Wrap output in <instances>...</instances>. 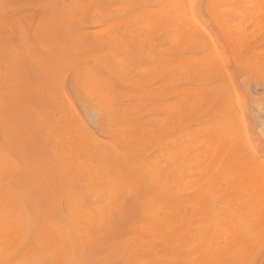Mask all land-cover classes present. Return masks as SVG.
<instances>
[{"label":"rangeland","instance_id":"374dc122","mask_svg":"<svg viewBox=\"0 0 264 264\" xmlns=\"http://www.w3.org/2000/svg\"><path fill=\"white\" fill-rule=\"evenodd\" d=\"M187 2L0 0L11 257L264 264V0Z\"/></svg>","mask_w":264,"mask_h":264},{"label":"bare ground","instance_id":"6f19581e","mask_svg":"<svg viewBox=\"0 0 264 264\" xmlns=\"http://www.w3.org/2000/svg\"><path fill=\"white\" fill-rule=\"evenodd\" d=\"M38 1V0H37ZM162 1V0H161ZM174 2V0H167V2H169V4H170V7L169 8H171V11H173V7H171V6H180L179 5V3L180 2H182V0H175V2ZM176 1H179V2H176ZM250 1V0H249ZM254 1V0H253ZM257 1H260V0H257ZM62 2V1H61ZM159 2V1H158ZM170 2H172V3H170ZM186 2V1H185ZM192 2V1H191ZM75 3V2H74ZM187 3H189V0H188V2ZM258 3V2H257ZM172 4V5H171ZM260 4V3H259ZM164 5H166V6H168V4H164ZM188 6H190V4H187ZM110 6V5H109ZM166 6H163V7H166ZM235 6V5H234ZM81 7V6H80ZM162 7V8H163ZM123 8V7H122ZM169 8L167 9V11L169 12L170 10H169ZM173 8V9H172ZM186 9L188 8V7H185ZM222 8V7H221ZM254 8V7H253ZM64 9V8H63ZM70 9V8H69ZM186 9L184 10V11H186ZM177 10V8L176 9H174V11H176ZM237 10V9H236ZM239 10H241V8L239 9ZM152 11V10H151ZM150 11V12H151ZM161 11V10H160ZM164 11V12H163ZM163 13H164V17H165V13H167V11L166 10H164V8H163ZM188 11H189V15H190V10L188 9ZM188 11H186V12H188ZM234 11V10H233ZM238 11V10H237ZM245 11H246V9H245ZM255 11V10H254ZM115 12V11H114ZM145 13V12H144ZM147 13V12H146ZM155 13V12H154ZM157 13H158V11H157ZM172 13V12H171ZM171 13H169V14H171ZM139 14V13H138ZM151 15V14H150ZM149 15V16H150ZM153 15V14H152ZM160 15V14H159ZM188 15V16H189ZM154 16V15H153ZM156 16V15H155ZM145 17H147V15L145 16ZM160 17H162V16H160ZM193 16H191V18H192ZM97 18V17H96ZM150 18H152V16L150 17ZM154 18H156V17H154ZM154 18H152V19H154ZM181 18V17H180ZM189 18H190V16H189ZM190 18V19H191ZM236 19V18H235ZM149 20V19H148ZM162 20H164V19H162ZM187 20V19H186ZM193 21L195 20L194 18L192 19ZM240 20V19H239ZM253 20V19H252ZM154 21V23L153 24H155V27H157L156 25V23H155V21H156V19H154L153 20ZM182 21V20H181ZM142 22V21H141ZM149 22H150V20H149ZM164 22V21H163ZM191 22V21H190ZM195 22V21H194ZM20 23V22H19ZM161 23V22H160ZM193 23V22H192ZM6 24V23H5ZM150 24V23H149ZM182 24V23H181ZM197 24V23H196ZM22 25V24H21ZM151 25V24H150ZM160 25V24H159ZM160 26H162V23H161V25ZM192 26V25H191ZM150 27V26H149ZM179 27H180V24H179ZM195 27V26H194ZM182 29H183V27H182ZM201 29H202V27H201ZM238 29V28H237ZM184 30V29H183ZM190 30V29H189ZM202 30H204V29H202ZM27 31V29L24 31V32H26ZM22 32V31H21ZM109 32V31H108ZM183 32V31H182ZM32 33V32H31ZM204 33H205V31H204ZM29 34V33H28ZM185 34V33H184ZM22 35V34H21ZM31 36V35H30ZM208 37V36H207ZM210 38V37H209ZM207 43V42H206ZM211 43V42H210ZM239 43V42H238ZM213 48V47H212ZM213 51H214V49H213ZM216 53V52H215ZM101 54V53H100ZM214 56H215V54H214ZM215 58H218V56L216 55V57ZM218 60V59H217ZM165 64V63H164ZM190 65V64H189ZM206 65V64H205ZM182 66H183V64H182ZM190 69V68H189ZM188 69V70H189ZM191 71V70H190ZM148 72V71H147ZM189 72V71H188ZM190 74V73H189ZM0 75H1V69H0ZM1 80H2V78L0 77V142H2V141H5V137H4V135H3V129H4V124H3V118H4V116L6 115V111H5V107H6V102H7V98H8V96L10 95L11 96V98H12V92H11V90L10 89H8L7 91L5 90V88H4V85H3V83L1 82ZM15 90V89H14ZM84 92V91H83ZM17 93V92H16ZM93 95V94H92ZM15 97V96H14ZM101 97V96H100ZM108 98V97H107ZM88 103V102H87ZM235 104V103H234ZM98 105V104H97ZM236 105V104H235ZM237 107V106H236ZM238 109H239V107H237ZM239 110H237V112H238ZM16 112V111H15ZM73 112V111H72ZM11 113V112H10ZM241 114V113H240ZM12 116V115H11ZM106 117V116H105ZM238 117H240V119L242 118L240 115L238 116ZM239 119V120H240ZM179 121V120H178ZM240 121H242V120H240ZM240 123H242V122H240ZM242 125V124H241ZM103 127V126H102ZM109 129V128H108ZM112 129V128H111ZM189 133H191V132H189ZM221 134V132L219 133V135ZM245 134V133H244ZM121 135V134H120ZM218 135V134H217ZM218 135V136H219ZM222 135V134H221ZM222 137V136H221ZM243 137H245V136H243ZM229 138V137H228ZM191 139V138H190ZM81 140V139H80ZM211 140V139H210ZM246 141H247V139H246ZM229 143H230V141H229ZM238 143V142H237ZM240 143V142H239ZM248 145V144H247ZM246 145V146H247ZM222 147V146H221ZM250 147V146H249ZM234 148V147H233ZM251 149H252V147H251ZM250 149V150H251ZM175 150V149H174ZM235 150V149H234ZM7 152V151H6ZM179 152V151H178ZM203 152V151H202ZM251 152H252V150H251ZM205 153V152H204ZM7 154V153H6ZM6 154L0 149V182L2 181V179H4V177H6V176H10V175H12L13 174V172H14V169H15V165H14V162L13 161H11L10 159H8L7 158V156H6ZM207 154V153H206ZM216 154H217V152H216ZM200 155V154H199ZM207 156V155H206ZM205 156V157H206ZM214 157H215V155H214ZM213 157V158H214ZM230 158V157H229ZM127 160V159H126ZM207 160V159H206ZM177 161V160H176ZM175 161V162H176ZM230 163V162H229ZM145 164V163H144ZM173 164V163H172ZM172 164H171V166H172ZM207 165V164H206ZM112 166V165H111ZM231 166V165H230ZM235 166V165H234ZM229 167V166H228ZM256 167V166H255ZM195 168V167H194ZM203 168V167H202ZM226 168H227V166H226ZM116 169V168H115ZM257 169H259V168H257ZM261 169V168H260ZM112 170V169H111ZM182 170V169H181ZM204 171V170H203ZM262 170H257V172L258 173H260V175H262V172H264V171H262ZM94 172H95V170H94ZM236 172H237V170H236ZM250 172H252V171H250ZM238 173H240V172H238ZM237 173V174H238ZM248 173V172H247ZM179 174V173H178ZM252 174V173H251ZM98 175V174H97ZM236 175V174H235ZM241 175V174H240ZM253 175H255V174H253ZM152 176V175H151ZM226 176V175H225ZM241 176H243V175H241ZM208 177V176H207ZM240 177V176H239ZM244 177V176H243ZM252 176H250L249 178H251ZM260 177H262V176H260ZM236 178H237V176H236ZM246 179H248L247 177H245ZM253 178V177H252ZM251 178V179H252ZM210 179V178H209ZM208 179V180H209ZM212 179V178H211ZM241 178H239V180H240ZM253 179H255V178H253ZM213 180V179H212ZM262 180V179H261ZM167 181V180H166ZM226 181V180H225ZM241 181V180H240ZM262 181H264V179L262 180ZM197 182V181H196ZM250 183H251V181H249ZM248 182V183H249ZM254 183H256L257 182V180L255 179V181H253ZM252 182V186H251V184L249 183L248 185L246 184L247 183V181H246V185L249 187V189L251 188V191H253V189H252V187L253 186H255V184ZM163 183V182H162ZM232 183V182H231ZM241 183V182H240ZM264 183V182H263ZM262 183V184H263ZM254 184V185H253ZM136 185V184H135ZM191 186V185H190ZM251 186V187H250ZM258 186V185H257ZM113 187V186H112ZM231 187V186H230ZM245 187V186H244ZM263 187H264V184H263ZM263 187H262V189L260 188V191L262 190L263 191ZM103 188V187H102ZM249 189L248 190H246V192L247 191H249ZM135 190V189H134ZM227 190V189H226ZM238 190V189H237ZM245 190V189H244ZM258 191H259V189H257ZM259 191V192H260ZM258 192V193H259ZM134 193H136V192H134ZM213 193V192H212ZM256 194H257V192H256ZM110 195V194H109ZM137 195V194H136ZM228 195V194H227ZM246 196H248V195H246ZM250 196H252V195H250ZM258 196V195H257ZM143 197V196H142ZM151 197V196H150ZM253 197V196H252ZM262 197V196H261ZM65 198V197H64ZM228 198V197H227ZM250 199L249 200H251L252 198L251 197H249ZM257 198H259V197H257ZM26 199V198H25ZM24 199V200H25ZM228 200H229V198H228ZM247 200V199H246ZM260 200V199H259ZM258 200V201H259ZM263 200V199H262ZM189 201V200H188ZM257 201V202H258ZM260 202V201H259ZM262 202V201H261ZM26 203H27V201H26ZM183 203H185V202H183ZM186 203H187V201H186ZM229 204V203H228ZM264 205L263 204V202L262 203H260V205ZM28 204H26V206H27ZM95 205V204H94ZM144 205V204H143ZM63 206V205H62ZM164 206V205H163ZM214 206V205H213ZM231 207V206H230ZM240 207V206H239ZM244 207V206H243ZM263 207V206H262ZM27 208V207H26ZM249 208V207H248ZM261 208V207H260ZM264 208V207H263ZM22 209L20 208V206H19V204H18V201H17V196L15 195V193L14 192H12L9 188H7V187H5V186H3L1 183H0V244H2L1 245V247H0V264H28V263H26V262H23V261H19V260H17V259H15V258H13V257H11V254H10V251L14 248V244L15 243H17V241H18V239H19V237L21 236V232H20V228H21V226H22V224L24 225V226H28V222L27 221H24L23 222V219H22V217H21V211ZM213 210V209H212ZM85 211V210H84ZM171 211V210H170ZM102 212V211H101ZM146 213V212H145ZM264 214V213H263ZM217 215V214H216ZM101 216V215H100ZM193 216H195V215H193ZM192 216V217H193ZM241 216V215H240ZM69 217V216H68ZM200 217V216H199ZM237 217V216H236ZM39 218V217H38ZM40 218H41V216H40ZM247 218V217H246ZM69 219V218H68ZM39 220V219H38ZM42 220V219H41ZM102 220V219H101ZM169 220V219H168ZM219 220V219H218ZM231 220V219H230ZM135 222V221H134ZM141 223V222H140ZM139 223V224H140ZM147 223V222H146ZM169 222H167V224H168ZM202 223H203V221H202ZM208 223V222H207ZM220 223V222H219ZM228 223H229V221H228ZM144 224H145V222H144ZM204 224H205V222H204ZM172 225H174V224H172ZM206 225V224H205ZM205 225H204V227H205ZM209 225V224H208ZM234 224H232V226H233ZM149 226V225H148ZM152 226V225H151ZM155 226V225H154ZM169 226V225H168ZM170 226H171V224H170ZM228 226V225H227ZM259 226V225H258ZM87 227V226H86ZM128 227H130V226H128ZM139 228V227H138ZM220 228V227H219ZM240 228V227H239ZM229 229V228H228ZM155 230V229H154ZM174 230V229H173ZM223 230V229H222ZM230 230V229H229ZM232 230H233V228H232ZM237 230V229H236ZM81 232H82V230H80ZM227 231V230H226ZM79 232V231H78ZM80 232V233H81ZM97 232V231H96ZM154 232V231H153ZM175 232V231H174ZM239 232V231H238ZM85 233V232H84ZM148 233V232H147ZM78 234V233H77ZM150 234V233H149ZM231 234V233H230ZM231 236V235H230ZM166 237V236H165ZM234 237V236H233ZM4 238H6V240L4 241ZM85 238V237H84ZM237 238V237H236ZM263 238V237H262ZM261 238V239H262ZM225 239V238H224ZM152 240V239H151ZM165 240V239H164ZM167 240V239H166ZM219 241V240H218ZM4 242V243H3ZM126 242V241H125ZM163 242V241H162ZM165 242V241H164ZM233 243V242H232ZM20 245V244H19ZM81 245V244H80ZM121 245V244H120ZM119 245V246H120ZM126 245H127V243H126ZM215 245V244H214ZM132 246V245H131ZM222 246V245H221ZM233 246V245H232ZM114 247V246H113ZM217 247V246H216ZM253 247V246H252ZM255 247V246H254ZM119 248V247H118ZM121 249V248H120ZM229 249V248H228ZM250 249V248H249ZM22 251V250H21ZM221 251V250H220ZM219 251V252H220ZM248 251V250H247ZM254 251H256V250H254ZM71 252V251H70ZM157 252V251H156ZM145 255V254H144ZM152 255V254H151ZM158 255V254H157ZM214 255V254H213ZM249 255V254H248ZM149 256H150V254H149ZM219 256V255H218ZM41 257V256H40ZM250 257V256H249ZM242 258H243V255H242ZM70 259V258H69ZM73 259V258H72ZM71 259V260H72ZM92 259V258H91ZM142 259V258H141ZM244 259V258H243ZM90 261V260H89ZM99 261V260H98ZM140 261V260H139ZM118 262V261H117ZM133 262V261H132ZM245 262V261H244ZM204 263V262H203ZM78 264V263H77ZM101 264V263H100ZM148 264H149V262H148Z\"/></svg>","mask_w":264,"mask_h":264}]
</instances>
